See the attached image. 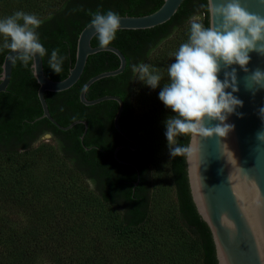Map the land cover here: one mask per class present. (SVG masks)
<instances>
[{
  "label": "trees",
  "instance_id": "1",
  "mask_svg": "<svg viewBox=\"0 0 264 264\" xmlns=\"http://www.w3.org/2000/svg\"><path fill=\"white\" fill-rule=\"evenodd\" d=\"M162 3L163 0H61L54 10L39 17L43 23L37 32L48 49L43 59L45 76L60 81L68 75L75 62L78 35L89 24L90 13L111 10L120 16H143L155 12ZM206 4V0H184L162 25L118 31L110 46L124 55L123 72L96 81L85 94L87 100L106 95L121 99L123 110L118 125L137 141L139 148H122L117 156L133 164L138 174L113 157V150L125 142L113 127L118 104L104 101L84 106L79 101L80 89L88 79L118 67L114 54L99 52L89 56L75 85L64 92L44 94L49 113L59 125L68 126L77 120L87 123L82 141V124L60 131L47 119H39L42 110L31 64L28 68L19 62L12 64L10 83L0 93V264H182L171 249L173 236L149 222V164L138 139L136 77L131 66L145 63L190 16L203 14L207 26L208 14L201 7ZM35 6L36 0H0V18L16 11L31 13ZM91 46H99L96 36ZM56 48L67 57L59 75L48 67L51 51ZM7 52H0V73ZM45 134L50 135L53 150L35 146ZM178 141L186 145L188 138L180 136ZM170 168L178 225L187 241L198 248V264H217L211 233L190 196L185 156L171 157ZM164 234L168 243L163 240Z\"/></svg>",
  "mask_w": 264,
  "mask_h": 264
},
{
  "label": "water",
  "instance_id": "2",
  "mask_svg": "<svg viewBox=\"0 0 264 264\" xmlns=\"http://www.w3.org/2000/svg\"><path fill=\"white\" fill-rule=\"evenodd\" d=\"M184 0H163L162 5L153 13L143 16H120L121 30H146L168 22L177 12ZM207 2V0H206ZM214 3L217 0H213ZM248 11L264 15V6L259 0H241ZM211 17L208 15V23ZM94 30L86 25L79 33L76 42L75 62L68 75L60 81L47 78L43 71V60L35 57L36 67L31 64L32 75L38 85L37 98L42 115L60 131H67L74 125L82 124L87 131V123L77 120L68 126L59 125L50 115L45 100V93H60L70 89L80 79L89 56L99 52L114 54L119 65L115 70L100 73L88 79L80 89L79 101L84 106H93L104 101L118 104L113 118L114 129L128 142L113 150V157L119 164L137 168L118 158L122 148L135 150L138 143L131 139L119 127L118 120L123 110L120 98L106 95L94 100H87L88 88L104 78L121 74L126 66L124 55L115 47H92ZM6 53L1 66L0 93L6 91L12 73V62ZM250 61L245 73L238 65L225 69L221 65L218 73L220 80L225 72L236 70V86L239 89L233 95L242 101V106L228 116L226 124L231 131L223 138L212 136L198 138V152L185 156L188 187L195 209L207 225L215 250L217 264H264V143L257 139V134L264 132V116L260 109L264 108V87L251 86L247 77L259 69L264 72V55L253 51L249 53ZM231 91V89H226ZM219 121H211L207 126L214 127ZM136 184V183H135Z\"/></svg>",
  "mask_w": 264,
  "mask_h": 264
},
{
  "label": "clouds",
  "instance_id": "3",
  "mask_svg": "<svg viewBox=\"0 0 264 264\" xmlns=\"http://www.w3.org/2000/svg\"><path fill=\"white\" fill-rule=\"evenodd\" d=\"M264 6V0H259ZM205 7L211 17L205 26L203 14L188 18L187 40L174 53L175 63L167 67L168 82L159 92V100L175 114L166 119L165 136L171 157L189 156L198 152V138L225 137L232 129L225 123L242 101L233 93L236 86V70L225 72L224 79L218 78L221 65L225 69L238 65L248 72L250 52L264 55V15L252 13L241 0H207ZM89 26L94 30L101 49H106L117 38L121 30V17L108 10L90 13ZM43 21L36 15L16 11L0 18V52L8 50L13 64L36 67L35 57L41 60L48 56V49L39 38L37 29ZM67 59L58 48L51 51L48 67L59 75ZM137 80L151 89H156L164 79L160 68L140 62L131 66ZM249 87H264V72L257 69L247 77ZM231 91H226V89ZM264 116V108L260 109ZM219 121L214 127L211 121ZM185 136L188 143L182 145L178 137ZM264 143V132L257 134ZM91 183V182H90Z\"/></svg>",
  "mask_w": 264,
  "mask_h": 264
},
{
  "label": "rangeland",
  "instance_id": "4",
  "mask_svg": "<svg viewBox=\"0 0 264 264\" xmlns=\"http://www.w3.org/2000/svg\"><path fill=\"white\" fill-rule=\"evenodd\" d=\"M60 2L61 0H36V6L30 14L41 17L54 10ZM187 35L188 26L186 22L171 36L163 40L145 61L146 64L160 68L164 79L156 89H151L136 79L134 107L138 139L149 164L151 189L149 222L152 227H157L159 230L163 229L173 236L171 249L177 253L176 256H179L182 264H198L200 260L199 250L192 242L187 241L177 222L178 207L170 168L171 156L164 125L166 119L175 114L159 100V92L168 82L167 67L175 63L174 53L178 50L179 45L187 40ZM35 146H44L48 150H53L50 135H42ZM56 166L60 168V164ZM94 226L97 225L94 224ZM164 239H167L165 242L168 243L169 238L166 234L163 236Z\"/></svg>",
  "mask_w": 264,
  "mask_h": 264
},
{
  "label": "flooded vegetation",
  "instance_id": "5",
  "mask_svg": "<svg viewBox=\"0 0 264 264\" xmlns=\"http://www.w3.org/2000/svg\"><path fill=\"white\" fill-rule=\"evenodd\" d=\"M131 139H133V138H131ZM133 140H135V139H133ZM136 141V140H135ZM137 142V141H136ZM122 144H129V145H132V143H130V142H128V141H126L125 140V142H123ZM138 148H139V145L137 146V148L135 149V150H133V151H136V150H138ZM132 151V150H131Z\"/></svg>",
  "mask_w": 264,
  "mask_h": 264
}]
</instances>
